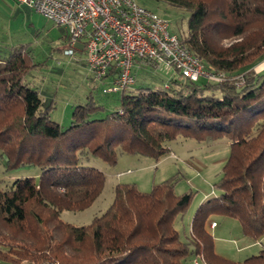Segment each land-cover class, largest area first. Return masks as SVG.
I'll list each match as a JSON object with an SVG mask.
<instances>
[{
  "label": "trees",
  "instance_id": "obj_1",
  "mask_svg": "<svg viewBox=\"0 0 264 264\" xmlns=\"http://www.w3.org/2000/svg\"><path fill=\"white\" fill-rule=\"evenodd\" d=\"M158 1L189 12L178 36L226 79L125 88L113 108L90 94L63 127L51 116L53 103L26 80L40 64L28 47L0 54L1 155L7 170H40L38 178L0 186V264H194L198 255L208 264H264V247L244 260L217 252L209 228L221 214L238 219L244 235L264 236V0ZM179 136L230 139L215 193L196 208L186 238L178 223L194 192L178 193L174 174L149 191L119 181L89 223L62 219L63 210L89 207L103 189L106 174L88 163L91 156L112 165L122 153L158 161Z\"/></svg>",
  "mask_w": 264,
  "mask_h": 264
},
{
  "label": "rangeland",
  "instance_id": "obj_2",
  "mask_svg": "<svg viewBox=\"0 0 264 264\" xmlns=\"http://www.w3.org/2000/svg\"><path fill=\"white\" fill-rule=\"evenodd\" d=\"M137 2L170 19V29L178 35L184 34L187 30L189 12L186 9L171 5L166 1L137 0ZM21 6L26 11L17 24L18 29L9 32L13 38L10 35L4 38L0 36V43L5 44V47H0V54H4L3 50L7 54L8 46L13 42L15 44L29 42V50L34 61L40 64L30 69L26 80L30 85L39 88L46 104L53 103L52 118L59 121L63 127H67L70 124L74 106L85 102L90 94L98 103L105 104L109 108L118 105L119 94L105 93L103 87L106 84L93 79L84 61L78 62V56L84 57V54L76 52L78 55L76 59L65 54L64 48L67 45L65 35L68 29L31 10L26 5L21 4ZM16 37H18L17 40ZM263 64L264 62L258 66ZM164 71V67H158L155 70L152 67L139 69L135 73V81L131 86H155L154 84L158 82V75H165ZM168 146L171 152L158 161L150 156L122 153L118 162L112 165L100 157L91 156L88 163L103 170L106 174L103 189L89 207L83 210H63L62 219L77 225L89 223L95 215L104 212L112 202L114 185L119 181H133L139 189L149 191L155 183L174 174L178 177L175 185L178 193L190 189L194 192L189 208L178 223L179 230L186 238L196 208L202 200L215 193L214 182L229 156L230 139L222 136L196 140L179 136L169 141ZM5 164L6 157L0 152L1 187L9 186L18 177L38 178L39 176L40 170L37 166L7 170ZM213 220L218 224L215 228L209 226L214 236L215 250L226 257L244 260L250 255L259 253L264 247V236L259 240H254L244 235L238 219L215 214L211 217L209 225ZM201 257V255L195 256L193 263L195 264L194 260L201 259Z\"/></svg>",
  "mask_w": 264,
  "mask_h": 264
},
{
  "label": "built area",
  "instance_id": "obj_3",
  "mask_svg": "<svg viewBox=\"0 0 264 264\" xmlns=\"http://www.w3.org/2000/svg\"><path fill=\"white\" fill-rule=\"evenodd\" d=\"M68 29L67 56L85 51L88 71L104 82L105 93H118L135 81V61L172 66L194 81L226 79V73L206 68L202 60L170 29V19L137 0H18ZM238 83L243 75L236 76ZM168 85V84H166ZM216 221L212 222L215 226ZM203 262V257L195 259Z\"/></svg>",
  "mask_w": 264,
  "mask_h": 264
},
{
  "label": "crops",
  "instance_id": "obj_4",
  "mask_svg": "<svg viewBox=\"0 0 264 264\" xmlns=\"http://www.w3.org/2000/svg\"><path fill=\"white\" fill-rule=\"evenodd\" d=\"M21 4L23 3H19L18 0H0V36L2 35L3 38L5 36H11L13 38V35L9 32L18 29V25L19 24V20L22 19V16L25 14L26 9L23 8L21 6ZM25 6V4H23ZM26 7H28L26 5ZM30 8V7H28ZM32 10V8H30ZM174 32V31H172ZM176 33V32H174ZM177 34V33H176ZM178 35V34H177ZM67 44H68V32H66L65 35ZM18 39V37H16V40ZM7 46V45H6ZM18 46H27L28 50L30 48L29 42L28 43H23V42H18L15 44V42L12 43V45H9V51L12 48L18 47ZM0 47L3 48L5 47V44H1L0 43ZM30 51V50H29ZM4 53H6L5 50H3ZM78 52L80 54H84V57L81 56L79 57L77 54ZM77 56H78V62L79 61H84L83 63L86 65V61H85V51H82L80 48L77 49ZM37 62V61H36ZM153 68L154 70L157 69L158 67H164V73L165 75H158V82L155 83L154 85H166L169 84L171 82V79H180L182 80L183 77L177 72L176 69H174L172 66H169L167 64L161 63V64H153V63H148V62H144V61H139L136 60L135 61V65L133 67V73L135 75L136 71H138L139 69H144V68ZM107 80V79H106ZM106 80L104 81V83L106 84ZM105 86V85H104ZM151 86V85H149ZM104 88V87H103ZM128 88H134L131 85ZM214 222V220L212 221ZM212 222L210 223V227L211 228H215L218 226V224H216L215 226H212Z\"/></svg>",
  "mask_w": 264,
  "mask_h": 264
}]
</instances>
